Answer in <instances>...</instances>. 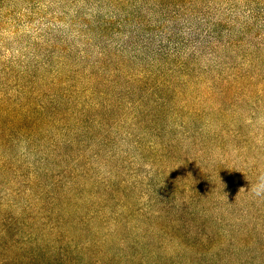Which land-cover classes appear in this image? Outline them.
Segmentation results:
<instances>
[{
	"label": "rangeland",
	"instance_id": "1",
	"mask_svg": "<svg viewBox=\"0 0 264 264\" xmlns=\"http://www.w3.org/2000/svg\"><path fill=\"white\" fill-rule=\"evenodd\" d=\"M65 251L264 264V0H0V264Z\"/></svg>",
	"mask_w": 264,
	"mask_h": 264
},
{
	"label": "trees",
	"instance_id": "2",
	"mask_svg": "<svg viewBox=\"0 0 264 264\" xmlns=\"http://www.w3.org/2000/svg\"><path fill=\"white\" fill-rule=\"evenodd\" d=\"M39 249V248H37ZM39 256L36 255L34 259H37ZM33 259V258H32ZM84 258L80 256L78 253H71L69 251H65L64 253H59L52 257L53 264H87ZM28 264V263H27ZM30 264V263H29Z\"/></svg>",
	"mask_w": 264,
	"mask_h": 264
},
{
	"label": "clouds",
	"instance_id": "3",
	"mask_svg": "<svg viewBox=\"0 0 264 264\" xmlns=\"http://www.w3.org/2000/svg\"><path fill=\"white\" fill-rule=\"evenodd\" d=\"M260 193L259 192H257V195H259Z\"/></svg>",
	"mask_w": 264,
	"mask_h": 264
}]
</instances>
